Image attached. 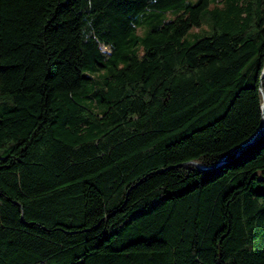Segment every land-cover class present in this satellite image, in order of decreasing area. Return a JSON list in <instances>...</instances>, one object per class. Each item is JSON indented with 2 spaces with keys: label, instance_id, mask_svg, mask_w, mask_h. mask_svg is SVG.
<instances>
[{
  "label": "trees",
  "instance_id": "1",
  "mask_svg": "<svg viewBox=\"0 0 264 264\" xmlns=\"http://www.w3.org/2000/svg\"><path fill=\"white\" fill-rule=\"evenodd\" d=\"M263 71L264 0H0V264H264Z\"/></svg>",
  "mask_w": 264,
  "mask_h": 264
},
{
  "label": "rangeland",
  "instance_id": "2",
  "mask_svg": "<svg viewBox=\"0 0 264 264\" xmlns=\"http://www.w3.org/2000/svg\"><path fill=\"white\" fill-rule=\"evenodd\" d=\"M174 15H175V13H174L173 11H171V12H166V14H165V19H170V18H172ZM204 26H205V25H204ZM205 27H206V26H205ZM198 29H199V28H198L197 26H193V27H191L190 30H189V32H188V34L186 35V38H187L188 40L193 39V38H194V34H195V32L198 31ZM138 31H139V32H142V28H139Z\"/></svg>",
  "mask_w": 264,
  "mask_h": 264
},
{
  "label": "water",
  "instance_id": "3",
  "mask_svg": "<svg viewBox=\"0 0 264 264\" xmlns=\"http://www.w3.org/2000/svg\"><path fill=\"white\" fill-rule=\"evenodd\" d=\"M263 74H264V71H263ZM261 106H262V109H264V101L262 102V104H261ZM262 127V123H261V125H260V127L258 128V130L250 137V138H248V140L245 142V143H250V142H252L256 137H257V134H258V131H259V129ZM200 167H205L204 165H201V164H198Z\"/></svg>",
  "mask_w": 264,
  "mask_h": 264
}]
</instances>
